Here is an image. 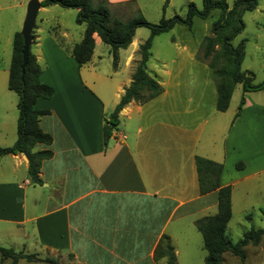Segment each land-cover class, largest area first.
Masks as SVG:
<instances>
[{"label":"crops","instance_id":"crops-1","mask_svg":"<svg viewBox=\"0 0 264 264\" xmlns=\"http://www.w3.org/2000/svg\"><path fill=\"white\" fill-rule=\"evenodd\" d=\"M160 1L145 5L155 13ZM141 2L107 0L112 15H131L142 7ZM56 6L38 8L30 45L41 67L39 80L54 90L50 98H39L35 104L48 110L38 124L52 141L34 149L49 148L52 155L41 161L40 183L30 181L23 153L0 155V246L33 253L42 260L41 256L53 260L57 254H68L77 264H164V257L156 259L155 248L165 235L179 264L180 243L193 222L217 210L216 190L199 193L194 160L198 137L192 133L208 126L212 129L209 141L217 144L226 123L217 116H201L203 120L191 129L187 120H172L175 105L162 88L142 104L124 105L106 140L107 120L131 82L142 41L135 37L136 28L130 44L117 50L114 65L109 48L98 52L103 42L93 34L92 56L78 65L71 49L82 39L85 25L64 24L54 14ZM254 91L243 92L239 115L228 128L235 135L250 128L264 112V102L254 99ZM159 98L171 103L163 120L145 111L148 103ZM182 98L185 103L193 101L191 96ZM190 113L187 107L182 110V114ZM245 113L249 117L243 120ZM16 121L9 99L3 103L0 95V148L15 142V130L8 125ZM183 134H188L187 140H182ZM236 138L227 146L236 147ZM215 151L218 156L222 153L220 160L212 159L222 164L220 184L230 185L231 192L238 180L264 173L263 162L239 178L226 179L224 139L222 145L211 148Z\"/></svg>","mask_w":264,"mask_h":264},{"label":"rangeland","instance_id":"rangeland-1","mask_svg":"<svg viewBox=\"0 0 264 264\" xmlns=\"http://www.w3.org/2000/svg\"><path fill=\"white\" fill-rule=\"evenodd\" d=\"M28 1L0 0V95L3 103H5V99H9L11 109L16 117L18 116L16 94L7 87V75L11 60L13 34L21 30ZM150 1L142 0V7L132 11L131 15L123 12L112 16L127 20L128 16L134 17L139 12L149 22L157 23L162 16L165 18L175 14L184 16L189 2H193L198 8L202 7L201 0H168L165 6H163L164 0H159L160 5L153 13V7L145 5ZM233 1L226 0L229 7ZM149 5H153L152 2ZM133 8L134 6H132ZM55 9L54 14L61 16L64 24L75 27L77 14L75 8L57 5ZM219 13L218 9H214L205 19L193 17L191 29L176 24L168 31L155 35L152 38L150 56L146 62V67L148 74L155 77L161 87L172 97L170 99L175 106L171 110L176 111L175 115L171 116L172 120H187L188 123L192 124L191 129H195L197 123L203 120L204 117L200 118L201 116H217L226 123L220 143H210L208 133L211 136L212 129L208 126H204L201 132H193L192 135L198 137L197 154L202 155V157L210 155L209 157L206 156L209 159H221L222 153L218 156V152L212 153L211 148L216 149L218 145H222V139L225 140L228 154L224 168L225 178L235 179L264 162V112L258 116L257 122L251 117L253 122L250 128L245 127L237 135L234 134V129L229 131L228 128L232 120L239 115L242 106L240 104L243 96L241 84L235 85L229 106L225 111L219 112L215 109V80L207 62L202 59L201 42L205 35L211 33V23L219 16ZM242 21L244 28L232 39V44L244 43L241 69L251 71L253 83H260L264 80V0H257L255 9L245 11L242 15ZM149 34V28L141 26L137 28L135 37L143 42ZM100 47L99 53L103 51L104 47L110 49L106 43H102ZM119 52L120 56H123V50ZM135 56L138 58L139 54L136 53ZM103 65H106V62H103ZM112 65L110 62L111 71L113 70ZM130 69V67L126 68L127 71ZM184 96H191L193 101L185 103L184 98H182ZM252 96L255 100L264 102V89L254 91ZM170 104L169 101L163 102L162 98H159L156 102L148 103L145 106V111H151L150 115L155 118L160 117L163 120V112L169 111ZM185 107L191 111L190 114H182ZM237 112L238 115H236ZM246 117H249L247 113L243 114L242 119L245 120ZM246 121L248 120L246 119ZM10 127L11 130H15L16 136V124L8 125V128ZM180 130L183 131L184 129ZM234 136H237L236 147L227 146L229 140L233 141ZM182 137V140H187L188 134H183ZM258 228H264V173L252 178L240 179L232 185L231 217L226 225V234L234 243L246 231ZM180 244L182 251L178 257L179 264H205L204 258L207 251L203 247L202 235L196 227V221L193 222L191 231L187 233L185 239L181 240ZM244 252V260L230 251L223 252L221 264H264V237L258 245L248 244L244 246ZM41 258L44 260L19 259L17 264H77L68 254H57L52 257L53 260H47L43 256Z\"/></svg>","mask_w":264,"mask_h":264},{"label":"trees","instance_id":"trees-1","mask_svg":"<svg viewBox=\"0 0 264 264\" xmlns=\"http://www.w3.org/2000/svg\"><path fill=\"white\" fill-rule=\"evenodd\" d=\"M201 1V8H198L193 2H189L184 16L177 14L169 18L162 16L157 23L149 22L139 12L127 20L112 16L107 0L40 1V6L57 4L62 7L77 9L75 21L85 25L82 39L75 43L71 49V55L78 65L86 63L92 56L93 34H97L103 43L110 46L113 64L115 65L117 50L126 48L130 44L136 28L145 26L150 30L149 36L139 45L140 58L132 72L131 82L124 88L123 94L107 120L106 140L110 136L111 130L116 127L118 113L124 105L130 101L142 104L162 92L160 83L155 77L148 74L146 67V62L150 56L152 38L168 31L176 24L191 29L193 17L205 19L214 9L219 10V16L212 21L211 33L203 37L201 47L202 59L207 62L215 80L216 110L225 111L228 108L236 84H241L243 92L264 88V80L255 84L252 81L253 73L241 69L244 43L232 44V39L244 28L243 13L255 9L257 0H234L230 7L226 0ZM167 2L168 0H164L163 6ZM22 46V35L16 31L12 38V53L7 79L8 89L12 90L17 98L16 139L12 146L0 148V155L23 153L28 161L27 170L30 181L40 183L41 178L38 173L41 161L51 157L52 151L49 148H34L38 144L50 145L52 138L38 124L40 116L47 114L48 110L37 108L35 104L39 98H50L54 90L39 80L41 67L30 49L22 73ZM243 101L244 97L242 96L240 104ZM194 160L199 193L217 191L216 212L196 219V227L202 235L203 247L207 251L204 263L221 264L222 254L225 251H230L244 260V246L248 244L258 245L264 237V228L246 231L238 241L231 242L226 234V225L231 217V186L220 184L222 164L199 155H196ZM155 257L156 259L164 257L166 259L164 264H177L173 246L167 236L163 235L157 244ZM19 259L40 260L33 253H23L0 246V264H17Z\"/></svg>","mask_w":264,"mask_h":264},{"label":"water","instance_id":"water-1","mask_svg":"<svg viewBox=\"0 0 264 264\" xmlns=\"http://www.w3.org/2000/svg\"><path fill=\"white\" fill-rule=\"evenodd\" d=\"M40 7L39 0H29L26 7V14L22 22L20 33L22 35L23 39V46L21 50L22 55V64L21 69L23 73L24 66L27 62L28 58V52L30 49V45L32 42V28L35 24V18L38 11V8Z\"/></svg>","mask_w":264,"mask_h":264}]
</instances>
